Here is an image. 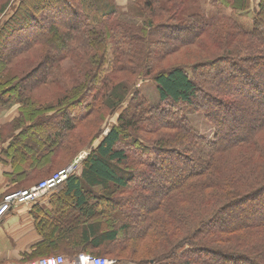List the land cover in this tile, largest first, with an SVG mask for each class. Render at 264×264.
Returning <instances> with one entry per match:
<instances>
[{
	"label": "trees",
	"instance_id": "trees-1",
	"mask_svg": "<svg viewBox=\"0 0 264 264\" xmlns=\"http://www.w3.org/2000/svg\"><path fill=\"white\" fill-rule=\"evenodd\" d=\"M173 1H133L138 25L112 0H0V108L18 112L0 141L7 126L29 124L27 141L72 158L79 141L66 140L75 127L128 103L81 169L48 192L59 210L44 214L20 264L80 253L114 264H264V0H208L215 13L190 5L183 17ZM161 27L187 42L164 45L172 38ZM187 47L185 61L163 65ZM70 59L80 60V79L54 96L55 73ZM139 80L154 84L157 104ZM189 110L209 122L212 138L193 127ZM14 144L6 154L24 163ZM49 154L36 184L56 172ZM150 196L154 206L134 215L135 201L149 206Z\"/></svg>",
	"mask_w": 264,
	"mask_h": 264
},
{
	"label": "rangeland",
	"instance_id": "rangeland-1",
	"mask_svg": "<svg viewBox=\"0 0 264 264\" xmlns=\"http://www.w3.org/2000/svg\"><path fill=\"white\" fill-rule=\"evenodd\" d=\"M133 1H135V0H112V3L115 4V7L119 8V11L123 12L122 15H121L122 20H124L125 22H128V23L132 22L134 24H138L139 25V23L142 22V20H140L137 17H134V14L136 12L134 10H136V8L133 5ZM138 1H141V0H138ZM179 1L182 2L181 3V7L179 8L180 11H181L182 17L184 16L183 13L188 12V8H189L190 5H191L193 11H196L198 13H200V12L201 13L202 12H207V13H210V14H211V12L215 13L213 7L210 5L211 4L209 2L210 0L209 1L208 0H177V1H173V4H175V2H179ZM251 1H252V6H254V7L257 6V4L259 2V0H251ZM101 2L102 1L97 2L98 7L101 8L102 11H105L106 7L108 5L105 6L104 3L103 2L101 3ZM111 8H113L112 5H111ZM159 30H160V33H165L166 36L168 35V36H170L172 38V40H169V41L166 40L165 43H163L164 45L168 46V44H167L168 42H171V43L176 42L175 39L177 37L181 38V40H184L183 42H187V40H188L187 39L188 35L186 36V35L182 34L181 36H178L177 30L176 31L168 30L166 27H161V29H159ZM19 35H21V34H19ZM122 41H123V39H122ZM126 42L128 44L136 43V41L133 40V39L126 40ZM105 44H104V46H105ZM110 44L111 43L109 41H107L108 48L111 47ZM143 44L146 45V43H143ZM140 45H141V43H140ZM183 45L185 46V44H183ZM117 46H120V49H122L123 47L127 48V46H124L122 44V42H120V41L117 43ZM153 46L155 47V45H153ZM145 47L147 49V45ZM169 47H171V46H169ZM190 48L191 47H187L185 49H182L181 51L177 50L179 52L175 51V52H173V54H170V55L166 56L167 57V58H165L166 60H164L162 62L163 65L164 66L165 65L168 66L169 64H172L173 61L181 60V58H183L182 60L185 61V58L183 57V54H184V52H186ZM79 62H80L79 59H76V60H71L70 59L69 61L63 62L62 67L60 65L59 69L55 73V76H57L59 81L55 84L56 85L55 88H51L52 90H49L53 95L56 92H57V94L66 92L67 89L72 87L80 79L79 75H80V69L82 68V65L79 64ZM118 74H120V75L122 74L121 76H123V74L126 75V73H116V75H118ZM60 78H61V81H60ZM136 82H135L134 85L138 86V88H141V93H142L143 97L145 99H147L148 102H150L152 104H157L158 103L157 102L158 101V96H157L156 88L154 87V84L151 81H149V80H146L145 82L139 80L137 83ZM43 94H44V92H41V91L39 92V95H43ZM54 96L50 100H52L54 98ZM43 103H45V102H43ZM127 104H128L127 102H124L123 106L119 110L114 112V113L107 114V112H106L103 115V119L102 120H98V121L96 120V121H93V122L87 121L86 123H83V124L78 125L77 127H75V130L72 133V136L70 137V142L66 140V145H68V144L72 145V142L74 143L75 141H79V148L76 149V151L74 153L75 155L72 158H68L65 155L66 153L63 151L64 150L63 147H61V152H59V154L58 153L49 154L50 151L48 149H50V147H48V143L40 141L37 145H35L34 142L30 143L29 141H27L25 138L28 137V136H31L32 135L31 133L33 132V130H35V129L27 130V129H29V128H27L29 126V124L28 125H26V124L22 125L21 124L19 126H16L18 131L15 128L14 131H12V133L8 132L10 127L7 126V128L5 129L4 135H5V137L11 138V139L14 137L13 138V142L15 143L14 145H15L17 151L18 152L20 151L22 153V155L27 157V159H26L27 161H24L25 166H27V167L32 165L34 162L35 163H39V162L43 163V162H45L46 158H44V157L46 156V154H49V157L51 156L52 157L51 159H53V162H54L53 164H55V166H51L50 168L52 169V171H54V170L56 171L55 174L60 172V171H62V169L66 168L68 166H71V165H74V166L77 165L78 169L80 170L81 167H82L81 160H83L86 156H88L91 153L93 148L96 146L97 142L101 139V137L104 136V134L107 133L106 131L109 130V128L111 126H113V125H115L117 123L118 113H120V110L125 108V106ZM49 106L53 108V106H51V105H49ZM74 111H75V109L74 110L71 109L72 114H70V117H72L73 119H74V116H75L73 114ZM186 115L190 119L193 127H195V129H197L200 132V134H202L203 136L205 135L208 139L212 138L214 129L211 128V125L204 118L203 115H201L200 113H194L191 110H189V112H187ZM24 118H25V116H24ZM92 118L94 119V116ZM56 119L60 120L59 118H56ZM15 120H14V122H16ZM24 129H26L25 130L26 132L23 131ZM20 130H22V131H20ZM21 132H22V134L24 132L22 137H21V135H22ZM51 134H53V133H51ZM152 137L156 138V135H152ZM35 138L38 139L39 137H35ZM69 149H71V148H69ZM47 150L49 152H47ZM71 150L73 152V149H71ZM24 151H26V153ZM11 152H12L13 156H16L15 153H13L14 151H13L12 148H11ZM62 161L64 163L60 164V163H62ZM56 165H57V167H56ZM53 174L50 175L48 178L53 176ZM157 179H158V181H159V179H162V174H160L157 177ZM139 181L142 182V180H139ZM35 184L36 183H34L32 186L27 185L29 187L26 186L23 189L31 188ZM155 186L156 185H154V183H153V185L149 184V188L151 187V189H152L151 192L156 189ZM23 189H20V190H23ZM20 190H12V191H9V193L10 192H15V191H20ZM149 200H150L149 206H147L141 200H136L135 204L131 207L132 213L134 215H140V214H143V213L146 212L145 211L146 208L153 207L154 206V202H153V198H151V196L149 197ZM149 200H147V202ZM68 205L69 206L67 207V209L69 211L74 212L75 211L74 206L71 203H69ZM135 228L136 229H140L141 226H137V227L135 226ZM135 228L133 230H135ZM26 263L28 264L29 262H25V263H22V264H26Z\"/></svg>",
	"mask_w": 264,
	"mask_h": 264
},
{
	"label": "crops",
	"instance_id": "crops-1",
	"mask_svg": "<svg viewBox=\"0 0 264 264\" xmlns=\"http://www.w3.org/2000/svg\"><path fill=\"white\" fill-rule=\"evenodd\" d=\"M17 113L16 107L0 108V129L6 123L13 122L12 119L17 116ZM12 139L4 137L0 141V202L9 191L18 190L20 182L26 186H32L36 179L44 178L49 173L47 167L42 169L45 164L33 163L27 167L25 163L20 161L18 163L10 158L6 152H9L8 147ZM51 199L52 195H43L33 204H23L10 210L0 220V264H20L22 254L29 253L30 247L40 240L37 225L40 222L39 226H41L43 220L46 219L44 214L51 212L56 215L59 210L56 204L54 206L50 204ZM55 206L57 207L54 208ZM35 213L41 214V218L37 216L35 219ZM51 218H47L50 223Z\"/></svg>",
	"mask_w": 264,
	"mask_h": 264
},
{
	"label": "built area",
	"instance_id": "built-area-1",
	"mask_svg": "<svg viewBox=\"0 0 264 264\" xmlns=\"http://www.w3.org/2000/svg\"><path fill=\"white\" fill-rule=\"evenodd\" d=\"M75 169L76 166L74 165L68 166L62 169V171L53 174L50 178L35 184L31 188L7 193L0 202V220H2V218L6 216L10 210L23 204H33L34 201L43 195L48 194L51 190H54L58 186L62 185V183L70 177ZM28 264H114V261L80 253L75 257H64L61 255L50 256L47 258L37 259L36 261L29 262Z\"/></svg>",
	"mask_w": 264,
	"mask_h": 264
}]
</instances>
